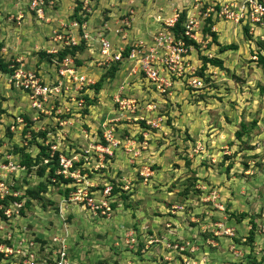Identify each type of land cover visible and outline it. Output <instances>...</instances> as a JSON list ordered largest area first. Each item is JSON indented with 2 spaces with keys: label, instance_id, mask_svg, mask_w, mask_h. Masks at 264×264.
Instances as JSON below:
<instances>
[{
  "label": "rangeland",
  "instance_id": "1",
  "mask_svg": "<svg viewBox=\"0 0 264 264\" xmlns=\"http://www.w3.org/2000/svg\"><path fill=\"white\" fill-rule=\"evenodd\" d=\"M44 1V18L29 10L26 13L28 16L20 21L15 18L5 20L9 25L8 30L5 26L0 29L3 35L1 43L5 45L7 42L8 45L2 55L14 65V56L22 55L23 68L38 70L44 74L46 81H53L56 73L49 62L48 54L51 53L46 52L52 46L49 37L53 30L65 29L68 21L83 24L91 36L89 38L94 39L100 28H114L122 23L120 20L127 14L131 25L128 29L133 25L135 31L142 24L146 25L144 20H149L146 17L148 14L158 11V4H164L169 9L181 6L192 9L201 1L204 9L212 0ZM165 7L160 12L166 13ZM142 14L145 16L142 17ZM78 19H81V23ZM201 22L199 26H202ZM153 25L156 26V23ZM12 28H17L16 36L9 31ZM254 28L251 34L244 25L214 19L211 29L215 32V40L212 41L209 35L205 37L204 31L199 30L200 34L196 37L200 48L197 54L189 56V62L192 70H199L202 65L201 55H205L221 59L223 68L207 65L205 71L209 74L205 76L207 79L204 80V86L199 89L187 87L183 79H178L173 82L170 91L163 95L156 96L157 93L153 92L142 94L152 100L154 105L151 110L141 109L138 112L144 119L129 121V124L116 122L117 130L121 132L116 135L129 137L142 152L133 163H121L120 169L117 164L113 166L112 161L117 153L124 151L119 146L112 150L111 159L100 168L103 177L97 176L96 188L104 187L109 182L117 185L114 211L110 218L95 216L81 203L67 200L72 189L63 200L62 191L68 187V183L48 182L46 191L41 193V199H31L21 213L22 217L17 218L18 227L13 225L15 234L31 238L34 243L38 242L36 238L43 239L44 250L51 249L55 241H64L69 255L87 264H126L125 260L129 259L131 264H149L146 258L148 250L141 253L142 259L133 255L137 236L143 234L136 236L131 229L136 232L135 227L139 223L136 213L143 212L149 222L144 224L145 230L140 231L147 233L145 237L149 236L147 242L139 241L137 252L144 243L153 240L148 244H158L155 256L157 262L162 258L170 259L171 253L178 250L173 246L181 236L183 241L188 240L180 246L183 249L187 248L190 241V245L199 248L206 246L207 249L219 252L217 259H212L214 264H245L232 261L239 257L234 254L243 255L245 261L250 260L248 264H264V250L260 248L264 244V66L257 62L255 55L260 52V35L264 34V26L263 33H254ZM222 45L230 48L220 53L218 51ZM87 47L85 44L82 51L75 52L79 70L82 69L84 74L89 72L96 82L107 69L95 65V49L88 51ZM41 51L46 54L41 55ZM136 78L142 79L132 76L129 67L122 65L113 77L103 79L98 89L88 87L84 92L81 91L77 99H84L86 112L84 108L79 110L82 107L78 108L77 101L72 102L71 98L76 94L69 92L67 99L70 100H57L60 110L69 108L72 112L68 139L77 142L81 138L83 140L84 131L93 135L89 130L103 125L105 119L117 116L118 110L111 94L118 84L130 79L134 82ZM178 81L181 85H177ZM0 82V103L4 121H7L11 114L28 110V102L19 89L9 87L4 80ZM139 86L135 87L136 93L140 92ZM84 95H88L87 100L90 97V105ZM151 120L157 126H151ZM140 121L150 127L142 126ZM252 121H256L255 125H251ZM242 124L246 125V131L237 138L235 132L241 131ZM145 128L148 130L145 131ZM7 133L4 124H0V145L10 141L11 135ZM37 134L32 135L29 146H33ZM61 135L64 136L61 138L62 144H65L66 136L62 132ZM13 138L19 143L24 140L22 135ZM135 151L138 150L133 148L131 153ZM38 165L25 176H18L15 184L22 186L21 193L28 186L45 181L46 172L42 177L36 175ZM123 170L129 178L121 185V189L118 177L125 172ZM89 175L93 176L87 172ZM24 183L27 186L23 189ZM126 185L127 188H124ZM228 200L230 203H227ZM213 203L216 205L213 206ZM163 207L167 212H164ZM240 213L245 215L241 217ZM238 216L240 218L237 219ZM160 217L168 218L166 221L172 224L166 226V221L156 222ZM214 223H221L222 226ZM114 226H123V229ZM251 226L253 238L250 241L248 235ZM171 228H178L177 233ZM225 229L229 230L225 232ZM214 231L217 232L214 234ZM131 238L135 241L132 242ZM207 238L213 239L217 245L213 247L201 242ZM227 252L230 253L229 257L225 254ZM122 253L127 257L123 261ZM251 256L255 257H252L255 261H251Z\"/></svg>",
  "mask_w": 264,
  "mask_h": 264
},
{
  "label": "built area",
  "instance_id": "2",
  "mask_svg": "<svg viewBox=\"0 0 264 264\" xmlns=\"http://www.w3.org/2000/svg\"><path fill=\"white\" fill-rule=\"evenodd\" d=\"M199 4L194 5L195 13L186 14L183 23V35L195 41H197L196 35L199 34L205 19L209 16L217 20L245 25L248 27V32L263 23L264 0H212L204 9H202L201 1ZM28 6L38 17L44 18V0H29ZM179 14L180 11L176 10L167 17H157L159 20L157 29L147 38L132 40H129L126 34L130 25L128 14L122 17L121 24L108 29L112 30L113 36L118 40L110 38L111 32L107 33L101 28L96 32L94 39H91L83 24L79 25L76 21L70 20L65 29L53 30L49 37L52 46L46 52L56 54L60 49L78 46L84 41L88 47L96 49L97 58L94 63L97 67L109 69L113 64L129 67L132 76L145 79L148 88L159 96L169 92L173 82L178 79L185 80L187 87L199 89L204 86L203 80L195 74V69H191L189 62V56L194 48L191 44H186L182 37H177L172 30ZM22 17L21 12L14 16L16 21H20ZM200 21L202 26H199ZM76 59H78L76 53L74 56L67 54L61 60L54 58L52 66L56 76L52 79L53 81H46L44 74L38 70L23 68L22 61L18 58L14 59L18 63L16 67L13 63L8 65V69L12 68L11 71L0 70V81L4 80L9 87L19 89L28 102V110L11 114L7 121H4L3 112L0 113V124H4V129L11 134L10 141L0 145L2 146L0 148V264H87L73 259L64 241H55L51 249L44 250L40 241L37 244L32 242L31 238L26 239L22 235L15 234V228L18 227L16 220L22 217L20 209L25 205L23 197L18 199L23 193L16 188L18 183L15 184V181L18 176H25L28 168L21 162L22 159L19 153L14 151L13 145L24 147V150L33 157L39 151V144L47 146L46 151L49 156L43 158V163L51 161L54 152L57 151L58 167L55 173L62 175L64 179H71L68 186L72 190L67 200L81 203V206L91 214L107 219L114 211L113 185L109 182L104 187L96 188L97 185L87 176V170L93 172L102 168L113 155L112 150L119 146L131 156L136 143L133 144V140L125 135H116L119 132L117 123L143 120L144 118L138 112L141 109L146 111L154 107L151 101L142 102L137 96H129L124 90L128 84L127 81L118 84L111 94L113 104L118 110L117 116L105 119L103 125H100V133L96 130L93 135H88L84 131V137L87 140L83 144L71 146L72 149L66 153L67 151L63 150L64 144L61 138L64 136L61 132L65 136L68 134L67 127L71 125L72 112L69 108L60 110L57 100H70L67 99L69 92L76 94L71 100L77 101L78 108L82 107L79 110H82L85 107L84 99H77V97L81 91L84 92L95 83L89 72L84 74L81 72L82 69L79 70L80 65ZM127 64L129 66H126ZM22 113H25L28 118L25 119ZM150 124L157 126L153 120ZM34 133H38L34 137L35 143L29 146L28 143L32 140ZM39 133H44V136ZM16 135H22L23 142L15 141L13 137ZM34 147L35 154L31 151ZM138 153V151L133 153L132 162ZM17 172L18 175H16ZM120 188L123 189L122 186ZM124 188H127V185ZM214 224L222 226L221 223ZM24 228L26 229L25 225ZM228 230L225 229V232ZM131 241L134 242L135 239L131 238ZM151 241L153 240L148 243ZM173 248L183 250L177 243ZM260 248L264 250V246ZM234 256L239 257L232 261H244L243 255L234 254ZM126 264H131V261H127Z\"/></svg>",
  "mask_w": 264,
  "mask_h": 264
},
{
  "label": "crops",
  "instance_id": "3",
  "mask_svg": "<svg viewBox=\"0 0 264 264\" xmlns=\"http://www.w3.org/2000/svg\"><path fill=\"white\" fill-rule=\"evenodd\" d=\"M16 1H18V2H16ZM134 2V1H133ZM28 3H29V0H0V29H2L4 26H5V29L6 30H8V23H6L5 22V20L6 19H11V18H14V16H16L17 15V13L18 12H21V14L23 15V17L24 16H28L26 13H29V10L31 11V9L29 8V6H28ZM158 7H159V9H158V11L157 12H154V13H151V14H148L146 17L149 19V20H144L145 21V23H146V25L145 24H142L143 26L142 27H137V29L134 31L133 29H134V27H133V25H132V27H131V29H130V27H129V29H127V31H126V34H127V38L128 39H139V38H147L148 36H149V34H150V32L152 31V30H155V29H157L158 28V26H159V20L157 19V17H167V16H169V15H171L174 11H182V10H184L185 11V14H192V13H195V8H190V9H188V8H185V7H173V8H171V9H169V8H167V7H165L164 6V4H158L157 5ZM163 7H165V8H167V9H165L166 11V13H162V12H160L161 11V9H163ZM33 11V10H32ZM33 13H35L34 11H33ZM8 14H9V16H8ZM36 14V13H35ZM5 15H6V18H5ZM145 15L144 14H142V17H144ZM22 17V18H23ZM139 17V16H138ZM140 18V17H139ZM112 19V18H111ZM134 18H133V16H132V20H133ZM65 20V19H64ZM113 20V19H112ZM154 23H156V26H154L153 24ZM264 24V22L262 23V24H260V25H258L257 27L255 26V28H254V33L255 32H261V33H263V25ZM152 25V26H151ZM131 26V25H130ZM145 26V27H144ZM112 27H114V24H113V26ZM259 28V29H258ZM17 28H12V30H9V31H11V33L12 34H14L15 36H16V33H15V30H16ZM111 29H113V28H111ZM101 31H103V30H101ZM104 31H106L107 33H110L111 31L110 30H108V28L107 29H104ZM1 32V31H0ZM251 34H252V31H251ZM264 34H262V35H260V38H261V41H263L264 42V36H263ZM138 37V38H137ZM11 38H12V36H11ZM110 38H114L115 40H118V39H116L114 36H113V34H112V32L110 33ZM2 39H3V35H2V32H1V42H2ZM13 41H11V43H12ZM7 45H8V43L6 42L5 43V45H3L2 44V47H1V50H0V56H1V58L3 59V61H7L6 59H4L3 58V53L2 52H5L6 51V47H7ZM86 49H88V51H92V50H94V49H92V48H90V47H87ZM260 53H262L263 55H264V46H262L261 44H260ZM97 53V51H96V49H95V54ZM15 58L14 59H16V58H18V59H23V57H22V55H20V56H18V55H15L14 56ZM88 65V64H87ZM89 66V65H88ZM137 80H140L141 82L140 83H138L137 82ZM132 81V79H130V80H128L127 82H128V84L126 85V88H124V90H125V92L129 95V96H137L138 98H140V99H146V100H144V101H152V100H150L149 98H146V97H144V96H142V94H149V93H156V92H154V91H152L151 89H149L148 88V85H146V84H144V83H147L146 82V80L145 79H136L134 82H131ZM1 83V82H0ZM2 84V83H1ZM138 84H140V86H139V93H136V88L135 87H137L138 86ZM177 85H181V83L178 81V83H177ZM133 90H135V92L133 93ZM153 95H155V94H153ZM156 96H159L158 94H156ZM120 123H122V124H129V122H120ZM68 128V134L66 135V138L64 139V141L65 142H63V143H65L64 145H68V144H71V143H73V144H83L87 139H83L82 140V136H79V135H77V137H80L81 138V140L80 141H72V140H70V139H68L69 138V133L71 132V127L69 126V127H67ZM100 127H96V128H94L93 130H91V132H90V134H93V133H96V130H97V132L98 133H100ZM122 130V129H121ZM146 130H148V129H146L145 128V131ZM122 133H123V131H122ZM81 135V134H80ZM123 136V135H122ZM63 145V150L64 151H67V152H69L72 148H70L71 146H64ZM137 144H135L134 145V147L136 148V150H138V152L139 153H141L142 151H139V149H137V146H136ZM143 147V146H142ZM35 150V152L33 153V151ZM31 151H32V153L33 154H35L36 153V148L34 147V148H32L31 149ZM134 153V152H133ZM133 153H131V155L132 156H134L133 155ZM138 153V154H139ZM126 153H124V151L123 152H119V153H117V155H116V157H113L112 158V161L114 160V163H113V166L115 165V164H117L118 165V167L117 168H122L121 167V163L123 164V163H128V164H130V163H133L134 161H136L138 158H137V156H138V154L135 156V158H133V162L131 161V156H130V154H126V155H128V156H126L125 155ZM111 159V158H110ZM109 159V160H110ZM117 165H115V166H117ZM124 165V164H123ZM35 166V165H34ZM33 166V167H34ZM32 167V168H33ZM32 168L30 169V170H28L27 169V172H29V171H32ZM100 171H103V170H100V169H98V170H96V171H94V172H91L92 174H93V176L92 175H89L88 177L94 182V183H96L97 184V182H96V180H98L99 179V177L101 176V177H103L102 175H101V173L102 172H100ZM123 171H125V170H123ZM45 172H46V170H45ZM45 172H44V174H45ZM43 174V175H44ZM46 174H47V172H46ZM37 175V177H42V176H40L38 173L36 174ZM97 176H99V177H97ZM110 176V175H109ZM25 178V177H24ZM127 178H129V176H128V174L126 173V171L121 175V176H119L118 177V179H119V181L121 182V183H119V185L121 186L125 181H127L126 179ZM28 179V178H27ZM103 179V181H106V179L105 178H102ZM122 179V180H121ZM124 180V181H123ZM118 185V186H119ZM26 184L24 183L23 184V189L24 188H26ZM120 186H119V188H120ZM22 186H20V187H18L19 189L21 188ZM69 187V186H68ZM214 192H212V194H213ZM63 194V193H62ZM211 194V195H212ZM64 194L62 195V199L64 200ZM27 198H28V196L26 195V193L24 192L23 193V200H27ZM206 198V197H205ZM205 198H203V199H205ZM202 199V200H203ZM227 203H230V201L228 200L227 201ZM216 205V203H213V206H215ZM171 206H175V207H178L177 205H171ZM181 207V206H180ZM233 207V206H232ZM164 208V212L166 211V209H165V207H163ZM25 209V206L23 207V210ZM160 209H162L161 207H160ZM232 209H235V208H232ZM167 212V211H166ZM136 218L138 219L137 221L139 222V223H137L136 225H137V227H135L136 229H135V231L136 232H134V229H131L132 231H133V233L137 236V234H139V233H142L143 234V236L142 235H139V237L137 236V245L135 246V248L133 249L134 250V254L133 255H137L138 257H139V259H142L143 257H141L142 256V254H143V252L145 251V249L146 250H148V255H147V257L146 258H148V260H149V264H159L160 262L161 263H163V264H191V263H196V264H209L210 262H212V264H214V262L212 261V259H217V254H219V252H214V250L212 249V250H210V249H207L206 248V246H204V247H202V248H199L198 246H195V245H190V241H189V245L187 246V248L190 246V248H186V249H183L181 252H179V251H173L172 253H171V256L169 257L170 259L169 260H167V259H165V258H162V260L160 259L158 262H157V260H156V258H155V256H156V254H157V250H158V244H155V245H149L148 243L146 244V243H144L143 244V246L140 248V250H138V252H137V246H138V244H139V241L141 242L142 240H145L146 242H147V240H148V236L147 237H145L146 235H147V233H144V232H142V231H144L145 230V228L146 227H144V224L145 223H147V222H149V219L148 218H144V213L142 212V213H136ZM135 218V219H136ZM168 218H166V217H160V219H156L155 221L156 222H159V221H166ZM167 223L166 224H168V225H170V224H172V222L170 223V221H166ZM26 226V225H25ZM114 228H119V227H115L114 226ZM153 228V227H152ZM151 228V229H152ZM119 229H123V226H120V228ZM131 230H129V231H131ZM140 230H142V231H140ZM171 230H173V231H175V234L177 233V230H178V228L177 229H175L174 230V228H171ZM129 231H127L126 232V234L129 232ZM149 231V230H148ZM214 233V232H213ZM215 234V233H214ZM166 237H168V236H166ZM180 237L181 236H179V240H178V245L179 246H182V245H184L185 244V242H187V241H183L182 239H180ZM147 239V240H146ZM144 241V242H145ZM201 242H204V244L205 245H208V244H210L211 246H216L217 245V242H215L213 239H209V238H207V239H205V240H201ZM173 242H171V244H172ZM142 244V243H141ZM263 246H264V244H263ZM142 251V252H141ZM167 251V250H166ZM128 252V251H127ZM125 253H126V251H125ZM142 253V254H141ZM166 252H164V254H165ZM183 254V255H182ZM225 254H228V256L227 257H229V255H230V253L229 252H227V253H225ZM169 256V255H168ZM252 257L253 256H251V259H252ZM127 257L126 256H124L123 255V253H122V256H121V259H122V261L123 260H125ZM247 258H249V257H247ZM254 259H255V257H253ZM173 259L175 260V261H173ZM254 259H252L251 261L253 262V261H255ZM130 260V259H129ZM152 260V262H150ZM125 261H128V260H125ZM124 261V262H125ZM177 261V262H176ZM250 261V260H249ZM249 261L247 262V261H242V262H247L246 264H248L249 263ZM176 262V263H175ZM211 264V263H210Z\"/></svg>",
  "mask_w": 264,
  "mask_h": 264
},
{
  "label": "trees",
  "instance_id": "4",
  "mask_svg": "<svg viewBox=\"0 0 264 264\" xmlns=\"http://www.w3.org/2000/svg\"><path fill=\"white\" fill-rule=\"evenodd\" d=\"M215 19L216 21V18H212V16H209L205 19V24L203 25V28H202V32L204 31V36L205 35H209L211 40L214 41L215 38H216V35H215V32L211 29V27L213 26V20ZM185 20V11L182 10L179 14V18L177 19V21L175 22V25L172 27V30L173 32L175 33V35L177 37H182L186 44H191L194 48L193 50V54H197L200 46H199V43L197 41H195L194 39H191V38H188L187 36H184L183 35V22ZM78 21L81 23V19H78ZM263 21H264V17H263ZM245 29H247V27H245ZM260 44L262 46H264V42L263 41H260ZM2 47V43L0 41V49ZM83 48H85V42L82 41L80 43V45L78 46H71V47H66L64 49H60L56 54H48L49 56V62L52 63L53 59L54 58H57L58 60H61V58L67 54H70V55H75V52L77 51H82ZM227 48H230L229 46L227 45H222L221 48L219 49L218 52H222L224 49H227ZM197 51V52H196ZM41 55L43 54H46L44 53L43 51L40 52ZM256 58H257V62L264 66V55H262L260 52H256ZM201 59H202V65L200 66V69L199 70H196L195 74L200 76L203 80V83H204V80L207 79L205 78V76H207V74L209 73H206V67L207 65H212V66H216V67H219V68H223V62L221 59L219 58H216V57H207L205 55H201ZM77 62H79L78 59H76ZM10 64L9 61H3V59L1 58L0 56V70L4 71V72H9L12 70V68L8 69V65ZM18 65V63L16 62L15 63V67ZM119 69V66L118 65H111V67L109 69L106 70L105 73H103L101 75V77L93 84L91 85L90 87L94 88V89H98L101 84H102V81L103 79H105L106 77H113L115 75V73L117 72V70ZM185 81V80H184ZM146 85H148V83H144ZM85 99L88 97V95H84ZM87 100V99H86ZM142 102L146 99H140ZM88 102V105H90L92 101H90V97L88 98L87 100ZM86 108L87 107H84V112H86ZM3 112V109L1 108V103H0V113ZM23 116L25 117V119L28 118V116L25 114V113H22ZM142 122V123H141ZM255 122L256 121H252L251 122V125H255ZM140 123L142 124V126L144 127H147L149 128L144 121H140ZM241 128V131H236V137L239 138L241 137V133H243L244 131H246V125L245 124H242L240 126ZM100 130V129H99ZM9 135H11L9 132L7 133ZM39 135H42L44 136V133H39ZM76 144H69V146H75ZM14 151L16 153H19L20 157H21V162L26 164L28 170H30L34 165H38V169H37V173L40 175V176H43L45 170L47 172L46 174V179L45 181H40L38 184L36 185H32V186H28L26 188V195L28 196L27 200L25 201V205H28L30 203V200L31 199H41V193L45 192L46 189H47V184L48 182H55V183H58V182H64V183H69L71 179H64L62 177V175L60 174H56V169L58 167V162H57V154L58 152H54L53 154V157L51 159V161H48L47 163H43L42 160L43 158H46L49 156V153L48 151H46V148H48L47 146L45 145H38L39 146V151L38 153L35 155V157L33 156H30L29 152L28 151H25L24 150V147H19L18 145L14 144ZM68 153V152H66ZM87 172H90L87 170ZM117 185H113V188H112V193H115L116 190H117ZM19 186H16V188H18ZM227 189H229L228 187H226ZM71 189V187H65V189H63L62 193L65 195V197L67 196L69 190ZM21 197H23V195H21L20 197H18V199H20ZM23 212V208L20 209V213ZM245 215V213H240L239 216L243 217ZM237 217L240 218V217ZM253 223V222H252ZM252 229V226L250 227V230ZM253 232L252 230L250 231L249 235H248V238L249 240L251 241L252 238H253ZM37 241H40L41 244H44L45 241H43V239H40V238H36ZM176 251H179L181 252L182 250L178 249Z\"/></svg>",
  "mask_w": 264,
  "mask_h": 264
},
{
  "label": "clouds",
  "instance_id": "5",
  "mask_svg": "<svg viewBox=\"0 0 264 264\" xmlns=\"http://www.w3.org/2000/svg\"><path fill=\"white\" fill-rule=\"evenodd\" d=\"M181 12V11H180ZM185 16H186V14H185ZM186 18V17H185ZM185 21V20H184ZM264 22V21H263ZM184 23V22H183ZM245 26V25H244ZM245 27H247V26H245ZM201 31H202V29H201ZM200 31V32H201ZM247 31H248V27H247ZM200 34V33H199ZM205 37H207V35H205Z\"/></svg>",
  "mask_w": 264,
  "mask_h": 264
}]
</instances>
